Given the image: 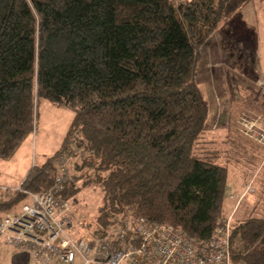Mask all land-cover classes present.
Returning <instances> with one entry per match:
<instances>
[{"label": "trees", "instance_id": "16d2710c", "mask_svg": "<svg viewBox=\"0 0 264 264\" xmlns=\"http://www.w3.org/2000/svg\"><path fill=\"white\" fill-rule=\"evenodd\" d=\"M252 1L0 0V160L35 133L40 102L73 117L59 150L0 212L48 193L63 156L56 196L74 203L85 188L99 193L86 219L92 234L121 219L197 242L224 231L232 150L206 130L198 65L221 23ZM229 232L231 264H264V218L236 219Z\"/></svg>", "mask_w": 264, "mask_h": 264}, {"label": "rangeland", "instance_id": "374dc122", "mask_svg": "<svg viewBox=\"0 0 264 264\" xmlns=\"http://www.w3.org/2000/svg\"><path fill=\"white\" fill-rule=\"evenodd\" d=\"M245 20L254 25L251 29L253 35L243 31ZM231 21L232 23L227 25L221 23L218 34L206 42L201 50L203 58L198 65L199 88L211 111L206 130L213 137L217 135L213 138L215 147L229 146L232 150V156L228 157L227 162L228 190L223 204V213L226 215L232 208L228 215L229 227L236 219L247 218L252 214L264 218V156L259 158L264 153V145L244 133L242 127V122L244 125L252 122L258 126L255 131L259 132L260 126L263 128L264 91L261 87H255L252 82L251 87H246L247 82L239 81V79L250 81L251 77L256 76L255 73H252V76L246 70L247 67L264 68V0H253L248 3L232 17ZM259 82L264 83V80L259 77ZM37 107L35 133L24 141L11 159L0 160V203L7 202L13 198L15 192L21 191L20 184L29 170L40 167L54 155L70 129L73 117L68 110L44 101ZM226 134L232 140L227 142V145L219 144L224 141ZM251 150L256 153V157ZM255 161H258L257 166L253 164ZM243 181L246 182L244 191L238 194V187ZM98 194L91 188H85L77 193L74 203L69 201L71 205L73 203L70 214L77 221L74 226V220L73 222L69 220L72 228L69 235L72 239H91L94 225L87 226L86 219L96 217ZM236 194L239 195L236 197L237 201ZM232 200L235 204L231 206ZM29 202L28 198L21 200L12 212L18 211L20 206ZM243 204L246 205L245 209L247 207L252 209L251 214L242 216ZM3 215L5 214L0 212V218ZM2 247L5 246L1 245ZM11 250L17 251L12 248ZM23 253L21 257L15 259L16 264H30L23 262L28 256L27 253H25L27 256Z\"/></svg>", "mask_w": 264, "mask_h": 264}, {"label": "built area", "instance_id": "2783aa9c", "mask_svg": "<svg viewBox=\"0 0 264 264\" xmlns=\"http://www.w3.org/2000/svg\"><path fill=\"white\" fill-rule=\"evenodd\" d=\"M263 84L255 85L264 91ZM242 127L264 145V126L259 132L252 122H242ZM55 162L60 177L66 175L64 157ZM60 177L48 193L28 194V204L0 218V246L27 253L33 264H230L228 222L224 231L215 229L207 242L186 240L168 227L150 231L143 220L136 219L99 227L91 239H72V205L56 196Z\"/></svg>", "mask_w": 264, "mask_h": 264}, {"label": "crops", "instance_id": "0c3cea01", "mask_svg": "<svg viewBox=\"0 0 264 264\" xmlns=\"http://www.w3.org/2000/svg\"><path fill=\"white\" fill-rule=\"evenodd\" d=\"M245 21L246 22L242 26L243 27V31L245 30L244 32L253 35L254 32H252L251 29L254 28V25L252 23H250L249 21H247V20H245ZM246 70H248V72H250L251 75H252V73L253 74L255 73L256 76L252 75L253 77H251L252 80L254 81V84H256V82L259 81V77H260V79L264 80V68L262 66H260V68H257V69H255V68L252 69V68H248L247 67ZM245 184H246L245 181H243V183L240 184V186L238 187V191H237L238 194H240V193H242L244 191V188H245L244 185ZM238 196L239 195L236 194L235 198L238 197ZM245 198H244V200H245ZM237 200H238V198H236L235 201H237ZM233 201L234 200L231 201V206H232V204H235V202H233ZM245 207H246V205L243 204V207H242L243 208V215L242 216L249 215V214L252 213V209H249V207H247L245 209ZM231 209L229 211V214H227L226 216L230 215V213L232 212ZM227 218L229 219V216ZM0 253H1V255H0V263L1 264H16L15 259L21 257V255H22L21 253H23V252H21V253L15 252V251H12L11 248H8V247H2L1 248V246H0ZM23 254L25 256H27V254H25V253H23ZM27 258H28V256L25 258L26 261H23V260L22 261L24 263L33 264L32 262H30L29 258L28 259ZM28 260H29V262H28Z\"/></svg>", "mask_w": 264, "mask_h": 264}, {"label": "bare ground", "instance_id": "6f19581e", "mask_svg": "<svg viewBox=\"0 0 264 264\" xmlns=\"http://www.w3.org/2000/svg\"><path fill=\"white\" fill-rule=\"evenodd\" d=\"M24 205V204H23ZM227 222H228V220H227ZM93 235V234H92ZM231 264V263H230Z\"/></svg>", "mask_w": 264, "mask_h": 264}]
</instances>
